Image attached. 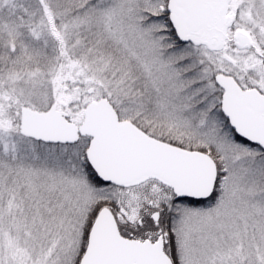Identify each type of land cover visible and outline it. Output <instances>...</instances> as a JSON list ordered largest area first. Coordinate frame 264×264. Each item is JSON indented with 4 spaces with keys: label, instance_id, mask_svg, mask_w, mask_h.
Segmentation results:
<instances>
[{
    "label": "snow or ice",
    "instance_id": "snow-or-ice-1",
    "mask_svg": "<svg viewBox=\"0 0 264 264\" xmlns=\"http://www.w3.org/2000/svg\"><path fill=\"white\" fill-rule=\"evenodd\" d=\"M0 264H264V0H0Z\"/></svg>",
    "mask_w": 264,
    "mask_h": 264
}]
</instances>
